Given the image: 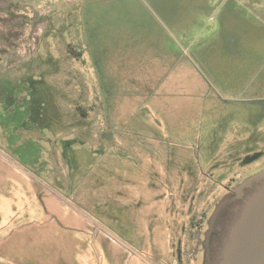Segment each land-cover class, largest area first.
Returning a JSON list of instances; mask_svg holds the SVG:
<instances>
[{"label":"rangeland","instance_id":"1","mask_svg":"<svg viewBox=\"0 0 264 264\" xmlns=\"http://www.w3.org/2000/svg\"><path fill=\"white\" fill-rule=\"evenodd\" d=\"M203 1L0 0V264H181L189 207L264 172V0ZM129 124L149 152L108 159Z\"/></svg>","mask_w":264,"mask_h":264},{"label":"flooded vegetation","instance_id":"2","mask_svg":"<svg viewBox=\"0 0 264 264\" xmlns=\"http://www.w3.org/2000/svg\"><path fill=\"white\" fill-rule=\"evenodd\" d=\"M73 110L77 112L79 117L71 118L74 122L71 126V131L76 139L80 136H84V134H91V135H98L101 136L103 142L105 139H103V135L100 133L101 128L100 124L98 123H90L87 115L82 112L79 106L74 105ZM71 111V110H70ZM76 120L81 121V123L77 122ZM71 123V124H72ZM105 123V119H103V124ZM108 126H111L110 122H107ZM90 125V126H89ZM91 125H95L98 127V131L95 132L91 129ZM142 129V128H141ZM138 130L137 126L135 125H127L124 126V143L120 146L115 145H108L109 142H106V146L108 147V154H104V156L108 157V159H117L118 161H122L124 163L131 164L132 161H136L138 158V155L136 151L140 148L138 151L141 153V150L143 153H148L152 144L153 140H148L146 137L149 135V137H153L152 133L148 132L146 130V127H143V130ZM100 134V135H99ZM145 136V137H144ZM157 137H161V134L159 131L156 133ZM148 137V138H149ZM162 144V142L157 141V145ZM154 157L157 161L162 158L163 153H154ZM258 183H254L252 180L249 181L248 185L242 187L239 189L233 196H229L227 198H223L219 201L217 206L214 205L212 213V217H208V209H202L199 208L197 212L193 209L194 203L189 207L188 213L192 215V218L189 219L183 226V235L181 236L183 238V243H179L181 248H173L172 250L176 252L173 255V258L175 262H180L183 264L184 260L187 259L186 264H192V262L195 261L196 255L203 250H206L208 254V261L207 264H216L218 259V251L220 249V246L226 237L227 229L230 226L232 220L235 218L237 213L239 212L243 200L249 196L256 188V185ZM60 198L71 207L73 206L72 200L68 198L67 196ZM201 197L197 198V205L200 204ZM75 207V206H73ZM78 210L79 215L82 217L85 216L81 210L76 207ZM202 209V210H201ZM87 217V216H86ZM88 218V217H87ZM89 220V218H88ZM90 221V220H89ZM98 231L107 233L110 237L113 239L117 238L111 234L109 230H107L103 225L95 222L94 220L91 221ZM119 241V240H118ZM123 243V242H122ZM126 248H131L134 252H137V254L140 255V257L144 260L145 263L149 264H156L151 259L147 258L144 254L139 252L136 249H133L131 246H129L127 243L124 244ZM162 264H170L168 262H163Z\"/></svg>","mask_w":264,"mask_h":264},{"label":"water","instance_id":"3","mask_svg":"<svg viewBox=\"0 0 264 264\" xmlns=\"http://www.w3.org/2000/svg\"><path fill=\"white\" fill-rule=\"evenodd\" d=\"M253 182L258 184L228 227L216 264H264V172Z\"/></svg>","mask_w":264,"mask_h":264},{"label":"crops","instance_id":"4","mask_svg":"<svg viewBox=\"0 0 264 264\" xmlns=\"http://www.w3.org/2000/svg\"><path fill=\"white\" fill-rule=\"evenodd\" d=\"M230 2L232 3L233 6H235V12H236L235 14H236L237 20H246L247 16L242 17L241 16V12L239 11V10H243V7H246V4H241L240 0H231ZM227 3H228L227 0H225V1L222 0L221 2H219V8L220 9L225 8L227 6ZM201 4H203V5L205 4L206 8L208 6V4H207V2L205 0ZM206 8L204 10H200L199 12H204L205 11V12L213 15V12L211 10H209V9H206ZM249 15H254L252 19H255L256 18L255 16L257 15V12H253V13H251ZM232 17H234L233 14H232ZM250 22H252V20H250Z\"/></svg>","mask_w":264,"mask_h":264}]
</instances>
